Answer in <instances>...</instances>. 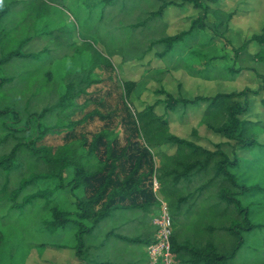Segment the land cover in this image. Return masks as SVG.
I'll list each match as a JSON object with an SVG mask.
<instances>
[{
  "label": "rangeland",
  "instance_id": "1",
  "mask_svg": "<svg viewBox=\"0 0 264 264\" xmlns=\"http://www.w3.org/2000/svg\"><path fill=\"white\" fill-rule=\"evenodd\" d=\"M11 1L32 0H0V11ZM168 1L173 4L168 7L158 24L163 34L175 36L189 32L194 23L202 19L205 26L197 29V37L195 30L189 44L194 47L199 41L206 44L214 42L222 59L214 61L212 66L215 75L222 77L221 79L206 80L193 76L184 69L174 70V63L169 65L159 59L156 55L157 50L148 51L149 46H145L144 43L142 47L135 49L129 46L125 49L113 48L114 54L110 57L112 67L91 71L93 63L91 51L83 50L87 44L84 46L82 36L75 31L73 9L60 8V11L51 18L56 21V25L52 26L55 27L53 35L49 33L51 29H47L45 34L38 35L33 30L25 31L27 35L33 36V40L24 47V52L28 54L46 52L47 54L43 55L44 63L32 64L30 61L17 60L13 64L0 67V76L13 79L0 94V109L14 111L0 115V157L9 154L18 143H29L31 138H37L36 127L39 123L36 122V117L48 108L53 110L48 111L41 119L45 133L32 144L35 149L43 147L57 149L71 141L82 142L83 138L90 142L93 134L102 129L113 133L124 145L127 135L123 112L125 92L122 86L128 81L137 83L130 101L128 100V106L134 115L147 105L165 101L167 96L161 91L176 98L182 96L194 100L198 96L213 97L218 93L249 89L251 92L248 96L239 98L248 108L239 118L261 124L263 130L259 132L258 141L264 145V46L254 39L255 36L263 35L264 0H201L205 9H197L192 3L185 4L182 0ZM21 10L22 7H18L1 23L0 57L11 50L12 46L14 48L17 46V43H10L13 36L21 40L25 35L21 30L18 33H11L12 28L22 18L18 12ZM215 11L233 14V17L229 21L226 19L223 21V17L214 13ZM113 12L108 17L115 15V21L123 17L121 14L118 15V10ZM140 14L141 12L137 10L135 14L125 17V23L134 22ZM62 25H66V29H62ZM58 28L62 32H59ZM84 30L86 29L83 26L81 32ZM59 35L62 36L58 37ZM88 41L103 54L108 55L103 42L102 44L93 36L88 37ZM187 43L188 41L177 48V58L191 59L188 51L192 47ZM109 55H112L111 51ZM191 60L193 71L204 67L203 62ZM60 101L65 102V105L58 106ZM206 107L204 103L187 106L180 104L176 109L168 110L166 104L161 103L157 106V113L168 120L174 135L212 151L223 144V149L229 154L232 155L235 151L242 156V151L234 148V142L228 141L223 135L202 123V114ZM92 113L93 118H87L84 123L78 124ZM102 115H109L110 118H101ZM28 121H31L29 129L17 131L25 127ZM8 124H11L12 129L7 126ZM138 141L141 142L142 138H138ZM28 149L25 148L17 154L18 169L12 172L9 179V192L18 188L23 177L31 172L40 173L46 170L45 165L41 163H38L36 170L31 168V164L36 162V157ZM152 151L158 168L165 156L175 154L176 145L166 144ZM80 152L85 154L86 149ZM246 157L252 160L251 168H244L239 173L240 180L245 185L259 187L262 191H254L253 195L244 199V204L251 203L252 221L264 224V150L256 149L246 154ZM61 181L60 184L59 179L49 178L28 188L30 195L46 190L48 199L54 200L48 206L46 199H37L23 211H10V204L13 202L4 204L5 200L0 201V232L4 236L0 249V264H86L77 257L73 249L74 231L70 227L55 228L51 225L54 222L52 208L57 206L58 209L67 211L75 200L74 194L67 187L69 178L65 176ZM155 181L158 182L157 179ZM203 183L204 180L197 177L192 182L184 181L181 185L185 195L195 192L194 197L184 205V215H181L177 224L173 222V232L179 233L181 244H196L200 241L196 235L197 227L202 229L213 224L207 213L209 205L217 198V191L210 187L197 198L199 187ZM6 184L8 176L0 172V196ZM158 185L160 189L159 182ZM157 195L161 199L158 193ZM208 196L209 199L205 201ZM159 210V205L152 210V221ZM109 218L102 221L91 236L86 237L88 241L95 239L93 241L96 242L103 238L108 231ZM220 221V225L227 223L224 217H220ZM213 235L214 239L211 235L204 236L202 242L213 239L221 250L225 248L229 250L232 247V239L226 232L218 230ZM261 236H264V229ZM257 238L259 237H249L247 248L239 254L241 264L264 262V243H260ZM93 251H90L87 259L95 258L96 254L94 255ZM174 261L178 264L175 258Z\"/></svg>",
  "mask_w": 264,
  "mask_h": 264
},
{
  "label": "trees",
  "instance_id": "2",
  "mask_svg": "<svg viewBox=\"0 0 264 264\" xmlns=\"http://www.w3.org/2000/svg\"><path fill=\"white\" fill-rule=\"evenodd\" d=\"M182 3H192L197 9H205L201 0H182ZM172 4L173 2L168 0L11 1L0 11V26L21 6L22 10L18 12L22 18L12 28L11 33H18L19 30L22 33L33 30L38 35L45 34L47 29H51L49 33L53 35L55 27L52 26L56 25V21L51 19L53 15L57 14L60 8H72V17L76 22L75 31L82 36L84 46L87 44L83 50L91 51L93 60L91 71L97 68L112 67L110 57L114 54L113 48L125 49L129 46L135 49L142 47L144 43L145 46H149L148 51L157 50L156 55L159 59L169 65L174 63V70L184 69L193 76L206 80L221 79L222 77L215 75L212 66L214 61L222 59L217 53L214 42L206 44L199 41L194 47L189 44L195 30L197 37V29L205 26L202 19L194 23L191 31L175 36L164 35L162 28H159V22ZM115 10L119 11L118 15L123 16L116 21L115 15L108 17ZM137 10L141 12L140 17L126 24L125 17L135 14ZM95 13H97L96 21L94 20ZM214 13L222 16L223 21L224 19L229 21L233 17V14L224 12L215 11ZM32 23L34 24L30 25ZM83 26L86 30L81 32ZM66 27L62 25V29ZM58 31L62 32L59 28ZM92 36L104 43L102 44L106 47L108 55L103 54L88 41V37ZM12 39L10 43H17V46L15 48L12 46L11 50L0 57V67L13 64L17 60L30 61L32 64L44 63L43 55L46 52L28 54L23 50L33 40V36L25 32L21 40L15 36ZM254 39L264 46V30L262 36H255ZM187 41L189 47H192L188 51L190 58L203 62L204 65L196 72L193 71L191 59H179L180 57L176 56L177 48L183 43L186 44ZM110 51L112 55H109ZM135 59L142 60L143 58ZM11 82H13L12 78L0 76V94ZM136 86V82L129 81L122 86L125 92L123 112L127 135L124 145L113 133L102 129L93 134L90 142L83 138L82 142L71 141L57 149L53 147L35 149L32 144L36 143L45 133L41 119L48 111L53 110V108L45 109L36 117V122L39 123L36 127L37 138H31L29 143H18L9 154L0 157V172L8 176V184L1 191L0 201L5 200L4 204L13 202L10 204V211H23L37 199H46L48 206L54 200L48 199V195L45 194L46 190L30 195L28 188L30 185L36 186V183L49 178L59 179L61 184V180L67 176L69 178L67 187L74 194L75 200L67 211L60 210L57 206L52 208L54 222L51 225L55 228L70 227L74 231L73 249L77 257L86 264H98L92 259L91 261L87 259L90 251H93V246L89 244L91 240L88 241L86 237L91 236L102 221L117 210H138L148 214L156 206H160L158 193L167 203L173 222L177 224L181 215H184V205L195 195V192L185 195L181 185L184 181L192 182L199 177L204 180V183L199 187L197 198H200L202 193L210 187H214L217 191V198L209 205L208 216L206 215L213 224L202 229L197 227L196 235L200 241L196 244H181L179 233L173 232V256L178 264H241L239 254L247 248L250 236H258L260 243H264V236H261L264 224L253 222L250 217L251 203L244 204L245 198L253 195L254 191H262V189L245 185L239 175L244 168H251L252 160L247 158L246 154L256 149L264 150V145L258 141L259 132L263 130L261 124L239 118L248 110L239 98L248 96L251 91L245 89L238 92L218 93L213 97L198 96L194 100H188L182 96L176 98L172 94L161 91L167 96L165 101L147 105L134 115L130 111L128 100L130 101ZM161 103H165L168 110H174L180 104L185 106L206 104L207 107L202 114V123L223 135L228 141L234 142V148L240 149L243 155L240 156L235 151L232 155L229 154L223 149V144L217 150L212 151L174 135L170 130L168 120L157 113V106ZM64 105L63 101L58 104L60 107ZM12 112L14 111L11 109H0L1 116ZM93 114L85 116L78 124L81 125L87 118H93ZM101 118L110 117L102 115ZM30 122H26V126L17 131L29 129ZM13 123L14 121L11 124ZM11 124L7 126L11 128ZM138 138H142V141H138ZM166 144L176 145V152L172 156H165L161 161V166L157 168L152 149H158ZM25 148H29L28 150L36 157V162L31 164V168L36 170L38 163H41L45 165L46 170L40 173L31 172L23 177L18 188L9 192V179L12 172L18 169L17 154ZM83 149H86L85 154L80 152ZM155 179L161 186L157 192L154 191ZM24 194L26 195L23 196ZM208 199L209 196L205 201ZM220 217H224L227 223L220 225ZM218 230L226 232L231 237L233 244L229 250L226 248L221 250L213 241V234ZM207 235H211L213 239L202 242L204 236ZM3 241V233L0 232V249ZM141 241L132 240L138 243ZM100 264L109 263L101 262Z\"/></svg>",
  "mask_w": 264,
  "mask_h": 264
},
{
  "label": "crops",
  "instance_id": "3",
  "mask_svg": "<svg viewBox=\"0 0 264 264\" xmlns=\"http://www.w3.org/2000/svg\"><path fill=\"white\" fill-rule=\"evenodd\" d=\"M152 214V211L148 214L138 210L115 211L109 218L108 231L103 238L89 243L96 254L92 260L98 264H152L147 253L148 244L155 238Z\"/></svg>",
  "mask_w": 264,
  "mask_h": 264
},
{
  "label": "built area",
  "instance_id": "4",
  "mask_svg": "<svg viewBox=\"0 0 264 264\" xmlns=\"http://www.w3.org/2000/svg\"><path fill=\"white\" fill-rule=\"evenodd\" d=\"M159 189L158 182H154V191ZM160 210L153 217L155 238L147 246V253L152 264H175L172 253L173 220L168 205L159 199Z\"/></svg>",
  "mask_w": 264,
  "mask_h": 264
}]
</instances>
